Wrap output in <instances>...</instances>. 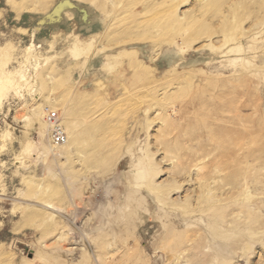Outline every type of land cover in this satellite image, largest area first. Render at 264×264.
Wrapping results in <instances>:
<instances>
[{
  "label": "rangeland",
  "instance_id": "374dc122",
  "mask_svg": "<svg viewBox=\"0 0 264 264\" xmlns=\"http://www.w3.org/2000/svg\"><path fill=\"white\" fill-rule=\"evenodd\" d=\"M0 264H264V0H0Z\"/></svg>",
  "mask_w": 264,
  "mask_h": 264
},
{
  "label": "built area",
  "instance_id": "2783aa9c",
  "mask_svg": "<svg viewBox=\"0 0 264 264\" xmlns=\"http://www.w3.org/2000/svg\"><path fill=\"white\" fill-rule=\"evenodd\" d=\"M46 122L51 126V140L54 145H64L67 141V134L55 114H48Z\"/></svg>",
  "mask_w": 264,
  "mask_h": 264
},
{
  "label": "bare ground",
  "instance_id": "6f19581e",
  "mask_svg": "<svg viewBox=\"0 0 264 264\" xmlns=\"http://www.w3.org/2000/svg\"><path fill=\"white\" fill-rule=\"evenodd\" d=\"M49 126H50V125H49ZM62 127H63V126H62ZM50 128H51V126H50ZM67 141H68V137H67ZM67 141H66V143H67ZM51 142H52V140H51ZM66 143H65V144H66ZM65 144H64V145H65ZM53 145H54V144H53ZM55 146H57V145H55ZM60 146H63V145H60Z\"/></svg>",
  "mask_w": 264,
  "mask_h": 264
}]
</instances>
